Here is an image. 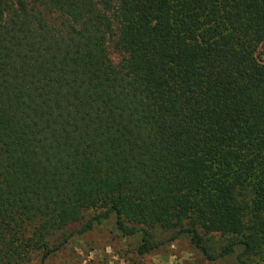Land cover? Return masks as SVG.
Listing matches in <instances>:
<instances>
[{
  "label": "trees",
  "instance_id": "trees-1",
  "mask_svg": "<svg viewBox=\"0 0 264 264\" xmlns=\"http://www.w3.org/2000/svg\"><path fill=\"white\" fill-rule=\"evenodd\" d=\"M262 49L264 0H0V264L107 223L264 264Z\"/></svg>",
  "mask_w": 264,
  "mask_h": 264
},
{
  "label": "rangeland",
  "instance_id": "rangeland-1",
  "mask_svg": "<svg viewBox=\"0 0 264 264\" xmlns=\"http://www.w3.org/2000/svg\"><path fill=\"white\" fill-rule=\"evenodd\" d=\"M259 56L264 58V49ZM111 57L116 59L114 54ZM133 243V240L118 237L111 223H107L71 240L46 264H234L232 259L207 262L184 239L164 245L143 257L134 254ZM35 263L36 259L30 255L23 264Z\"/></svg>",
  "mask_w": 264,
  "mask_h": 264
}]
</instances>
